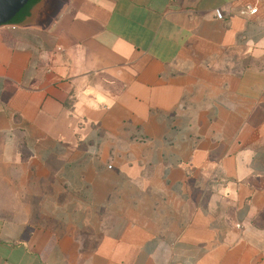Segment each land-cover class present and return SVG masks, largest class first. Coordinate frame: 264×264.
<instances>
[{"label":"crops","instance_id":"1","mask_svg":"<svg viewBox=\"0 0 264 264\" xmlns=\"http://www.w3.org/2000/svg\"><path fill=\"white\" fill-rule=\"evenodd\" d=\"M0 264H264V0L0 27Z\"/></svg>","mask_w":264,"mask_h":264},{"label":"water","instance_id":"2","mask_svg":"<svg viewBox=\"0 0 264 264\" xmlns=\"http://www.w3.org/2000/svg\"><path fill=\"white\" fill-rule=\"evenodd\" d=\"M62 0H0V27L45 28L58 14Z\"/></svg>","mask_w":264,"mask_h":264},{"label":"built area","instance_id":"3","mask_svg":"<svg viewBox=\"0 0 264 264\" xmlns=\"http://www.w3.org/2000/svg\"><path fill=\"white\" fill-rule=\"evenodd\" d=\"M256 12H257V9H256V8H249V7H247V8H245V9L241 12V14H242V15H244V14H248V15H250V16H253V15L256 14ZM215 16H216V18L219 19V20H222V19H223V14H222V12H221L220 10H216V11H215Z\"/></svg>","mask_w":264,"mask_h":264}]
</instances>
